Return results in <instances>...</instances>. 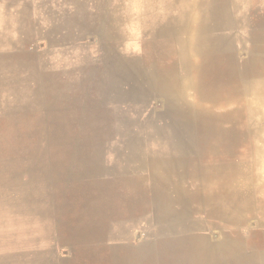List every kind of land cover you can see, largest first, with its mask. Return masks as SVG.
<instances>
[{
    "label": "rangeland",
    "instance_id": "1",
    "mask_svg": "<svg viewBox=\"0 0 264 264\" xmlns=\"http://www.w3.org/2000/svg\"><path fill=\"white\" fill-rule=\"evenodd\" d=\"M0 264H264V0H0Z\"/></svg>",
    "mask_w": 264,
    "mask_h": 264
}]
</instances>
